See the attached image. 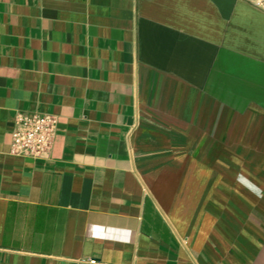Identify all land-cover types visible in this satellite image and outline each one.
<instances>
[{
  "label": "crops",
  "instance_id": "0c3cea01",
  "mask_svg": "<svg viewBox=\"0 0 264 264\" xmlns=\"http://www.w3.org/2000/svg\"><path fill=\"white\" fill-rule=\"evenodd\" d=\"M0 264H264V0H0Z\"/></svg>",
  "mask_w": 264,
  "mask_h": 264
},
{
  "label": "built area",
  "instance_id": "2783aa9c",
  "mask_svg": "<svg viewBox=\"0 0 264 264\" xmlns=\"http://www.w3.org/2000/svg\"><path fill=\"white\" fill-rule=\"evenodd\" d=\"M58 120L43 113H19L12 131V151L35 160L46 157L53 145Z\"/></svg>",
  "mask_w": 264,
  "mask_h": 264
}]
</instances>
